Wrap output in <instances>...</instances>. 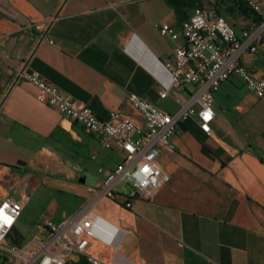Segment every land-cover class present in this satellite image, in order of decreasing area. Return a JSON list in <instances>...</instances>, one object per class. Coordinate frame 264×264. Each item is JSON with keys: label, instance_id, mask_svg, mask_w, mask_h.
I'll return each instance as SVG.
<instances>
[{"label": "crops", "instance_id": "0c3cea01", "mask_svg": "<svg viewBox=\"0 0 264 264\" xmlns=\"http://www.w3.org/2000/svg\"><path fill=\"white\" fill-rule=\"evenodd\" d=\"M197 8L228 18L240 37L264 19V0H0V202L23 203L0 264H10V248L34 254V239L50 236L48 219L82 222L88 252L110 264H264V96L242 76L215 93L210 133L196 115L179 122L158 155L170 179L127 208L102 193L125 158L121 142L104 147L101 134L39 100L20 74L37 69L102 118L119 110L144 128L129 95L179 109L170 67ZM165 22L177 40L161 33ZM254 45L241 60L264 77V33ZM196 89L189 83L182 96L189 101ZM129 186L119 180L115 188L125 195ZM64 264L93 263L73 252Z\"/></svg>", "mask_w": 264, "mask_h": 264}, {"label": "built area", "instance_id": "2783aa9c", "mask_svg": "<svg viewBox=\"0 0 264 264\" xmlns=\"http://www.w3.org/2000/svg\"><path fill=\"white\" fill-rule=\"evenodd\" d=\"M259 9V5H256ZM160 31L177 40L180 32L170 23L161 25ZM264 31V19L242 32L240 37L234 25L223 15L209 19L203 8H197L183 22L185 42L175 47L174 63L170 67L169 89H175V99L180 104L176 112L167 111L137 92H131L130 101L143 114L145 127H140L129 115L115 110L108 118H102L87 103L71 97L58 85L48 81L37 69L21 71V75L38 89L37 97L42 102L57 108L64 115L80 122L86 129L104 137V147L119 141L125 158L106 177L102 193L117 199L125 207L132 208L137 198H150L156 190L170 179L158 162L160 147H171V138L179 122L191 115L198 116L201 129L210 133L215 116V93L222 83L234 74L243 77L248 87L259 96H264V77L256 76L240 59L245 50H257L254 45ZM188 83L197 84L189 101L182 92ZM93 157H96L94 155ZM129 183V191L120 195L116 183ZM24 199L29 194L24 193ZM0 244L12 229L23 209L21 200L6 197L0 202ZM7 216L10 223L5 222ZM42 229L50 233L49 238L37 236L34 241L38 250L26 254V246L10 248V264H30L41 255L40 264H64L73 252L84 254L93 264H110L88 252L90 244L88 230L77 219L55 222L46 220Z\"/></svg>", "mask_w": 264, "mask_h": 264}, {"label": "snow or ice", "instance_id": "6c2138e0", "mask_svg": "<svg viewBox=\"0 0 264 264\" xmlns=\"http://www.w3.org/2000/svg\"><path fill=\"white\" fill-rule=\"evenodd\" d=\"M0 214H3V210L2 209H0ZM4 219H5V222L10 223V220H9V218L7 216H5Z\"/></svg>", "mask_w": 264, "mask_h": 264}, {"label": "rangeland", "instance_id": "374dc122", "mask_svg": "<svg viewBox=\"0 0 264 264\" xmlns=\"http://www.w3.org/2000/svg\"><path fill=\"white\" fill-rule=\"evenodd\" d=\"M208 18H209V17H208ZM209 19H210V18H209ZM227 19H228V18H227ZM231 23H232V22H231ZM232 24H233V23H232ZM245 30H246V29H245ZM262 33H264V31H263ZM261 38H262V35H261ZM261 38H260V39H261ZM260 39H259V40H260ZM259 40H258V41H259ZM240 59H241V56H240ZM241 61H242V60H241ZM188 84H189V83H188ZM188 84H187V85H188ZM186 87H187V86H186ZM183 98H184V97H183ZM10 230H11V229H10ZM30 264H31V263H30Z\"/></svg>", "mask_w": 264, "mask_h": 264}]
</instances>
